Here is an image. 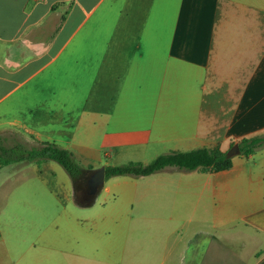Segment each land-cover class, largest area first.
<instances>
[{"label":"crops","instance_id":"crops-1","mask_svg":"<svg viewBox=\"0 0 264 264\" xmlns=\"http://www.w3.org/2000/svg\"><path fill=\"white\" fill-rule=\"evenodd\" d=\"M8 132L91 171L263 135L264 0H0ZM73 202L35 237L0 224V264H264V148Z\"/></svg>","mask_w":264,"mask_h":264},{"label":"rangeland","instance_id":"rangeland-1","mask_svg":"<svg viewBox=\"0 0 264 264\" xmlns=\"http://www.w3.org/2000/svg\"><path fill=\"white\" fill-rule=\"evenodd\" d=\"M34 172L43 177L40 179ZM73 191L67 173L55 162H19L3 167L0 170V224L7 234L18 229L21 237H35L41 226L59 219L60 205H67L69 220L71 216L81 218L91 209L77 208L73 202Z\"/></svg>","mask_w":264,"mask_h":264},{"label":"trees","instance_id":"trees-1","mask_svg":"<svg viewBox=\"0 0 264 264\" xmlns=\"http://www.w3.org/2000/svg\"><path fill=\"white\" fill-rule=\"evenodd\" d=\"M237 146L238 155L249 157L264 148V134L242 139L232 145ZM228 151V152H229ZM219 150L197 149L190 152H170L157 156L147 164L131 162L122 166L104 167L105 179L118 176L145 177L164 170L176 169L182 172L202 171L219 172L231 167L232 156ZM52 161L63 168L71 180L74 189L90 173V169L81 168L73 159L71 152L56 145L33 142L27 143L14 133L0 134V170L3 167L19 163Z\"/></svg>","mask_w":264,"mask_h":264},{"label":"water","instance_id":"water-1","mask_svg":"<svg viewBox=\"0 0 264 264\" xmlns=\"http://www.w3.org/2000/svg\"><path fill=\"white\" fill-rule=\"evenodd\" d=\"M239 153V149L237 146H234L229 152V156H234ZM87 184H86V191L84 193V198L79 199L75 194V201L77 204L81 206H87L94 202L96 196L98 195L99 191L101 190L104 181H105V171L104 168L101 167L97 170L90 171L87 175Z\"/></svg>","mask_w":264,"mask_h":264},{"label":"flooded vegetation","instance_id":"flooded-vegetation-1","mask_svg":"<svg viewBox=\"0 0 264 264\" xmlns=\"http://www.w3.org/2000/svg\"><path fill=\"white\" fill-rule=\"evenodd\" d=\"M88 176L82 179L81 182L78 183L77 187L74 189V193L79 199L84 198V193L86 191V184H87Z\"/></svg>","mask_w":264,"mask_h":264}]
</instances>
